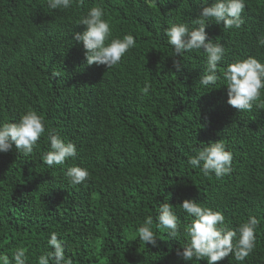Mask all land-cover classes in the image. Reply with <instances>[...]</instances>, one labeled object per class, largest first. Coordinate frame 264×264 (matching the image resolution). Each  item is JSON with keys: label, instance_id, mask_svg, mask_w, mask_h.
I'll return each mask as SVG.
<instances>
[{"label": "trees", "instance_id": "obj_1", "mask_svg": "<svg viewBox=\"0 0 264 264\" xmlns=\"http://www.w3.org/2000/svg\"><path fill=\"white\" fill-rule=\"evenodd\" d=\"M245 2L239 29L215 21L206 27L225 48L218 69L249 56L264 61L258 45L264 0ZM96 3L114 38L136 37L108 69L87 65L82 43L73 40L86 29L79 18ZM201 6V0H83L53 10L47 0H0V123L33 110L46 127L30 156L15 146L0 153V253L11 260L25 247L28 264H37L55 231L72 264H207L177 255L189 242L183 226L192 217L180 207L188 198L222 211L230 228L257 217L256 248L243 264H264V105L239 112L227 103L222 80L218 88L202 87L203 50L185 52L177 73L164 35L170 23L196 26ZM51 130L76 145L75 159L43 162ZM217 140L233 153L231 174L219 179L188 164L195 150ZM73 165L86 167L89 179L72 185L66 170ZM166 202L180 219L178 239L156 227ZM149 216L155 247L133 240ZM230 256L216 264H240Z\"/></svg>", "mask_w": 264, "mask_h": 264}, {"label": "clouds", "instance_id": "obj_2", "mask_svg": "<svg viewBox=\"0 0 264 264\" xmlns=\"http://www.w3.org/2000/svg\"><path fill=\"white\" fill-rule=\"evenodd\" d=\"M83 0H47L50 9L67 10L74 4H82ZM201 10L195 19L194 27L187 23H170L164 30L167 42L173 49V66L177 73L182 69L183 55L193 50L206 56L207 68L199 75V84L209 90L227 85V103L240 111H251L254 106L261 107L264 101V61L255 56L238 59L223 69L218 65L224 58L225 48L220 42L208 38L207 25L215 21L223 22L224 29H239L244 23L242 13L246 8L245 0H201ZM105 9L96 3L89 7L79 18L78 24H83V32H75L73 40L82 43L85 50L86 64L104 65L112 68L118 65L125 54L136 46V37L125 34L123 37H113L110 19L106 18ZM258 45L264 47V35L258 38ZM219 86V87H220ZM149 85H145L147 94ZM46 127L41 115L33 110L26 111L18 122L0 123V153L15 149L25 157L30 156L34 148L39 146ZM49 150L43 154V162L48 166L64 165L66 161L75 159L77 147L71 141H66L60 134L51 130L47 132ZM233 153L223 141L217 140L195 150L188 159L193 168H201L203 175H215L217 179L232 172ZM66 177L72 185L82 184L90 177L86 167L73 165L66 170ZM180 207L192 217L191 224L183 226L184 234L189 242L182 250L177 249V255L184 259L200 261L206 259L207 264H216L225 257H233L243 264L245 259L256 248L257 228L260 223L257 217L249 216L236 228H230L225 221V215L220 210H214L198 203L194 199H184ZM156 227L163 228L172 238L178 239L181 234L180 219L176 215L173 204L166 202L159 206L156 216ZM157 234L153 231V217H147L133 234V240L139 239L145 245L157 246ZM48 251L38 257L37 264H72L66 256L64 241L60 233L51 232L47 239ZM28 264L26 248L18 247L11 254V260L6 253H0V264Z\"/></svg>", "mask_w": 264, "mask_h": 264}]
</instances>
